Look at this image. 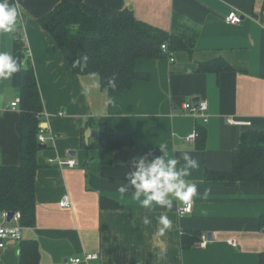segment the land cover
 I'll return each mask as SVG.
<instances>
[{"label":"crops","instance_id":"crops-1","mask_svg":"<svg viewBox=\"0 0 264 264\" xmlns=\"http://www.w3.org/2000/svg\"><path fill=\"white\" fill-rule=\"evenodd\" d=\"M61 1L18 0L16 29L0 34V51L9 52L19 65L11 78L0 79V166L20 164L21 114L11 104L18 98L22 49L32 58L44 102L43 120L48 137L54 136L39 158L36 224L23 230L24 240L38 242L40 264H69L88 254L99 259L81 264H260L264 188L256 183L210 181L205 173L231 171L240 135L248 129L264 130L263 1L83 0L102 14L129 8L155 28L173 33L185 26L198 36L193 52L176 53L174 63L166 56L139 60L136 68L149 80L109 94L101 92L99 79L77 78L37 23ZM234 11L243 21L229 25L226 20ZM218 59L232 70L198 71L201 63ZM199 100L209 104L207 123L181 113L182 104ZM92 118L102 119L112 133L133 137V147L117 150L111 165L100 163L98 150L81 147L82 130L94 131L87 125ZM229 118L250 122L251 127L231 125ZM195 128L201 138L189 144L186 137ZM72 152L77 155L71 156ZM185 152L199 162L186 180L197 184L199 193L207 192L193 198L190 215H179L186 206L182 203L174 201L170 211L159 206L149 210L132 198L133 189L123 197L118 192L135 160L152 161L166 153L180 157L183 164ZM72 158L77 161L74 168L56 165ZM67 195L71 207L61 208L59 203ZM160 215L172 221L163 236L157 235ZM183 230L212 234L213 240L205 248L185 250ZM0 264H19L18 243L0 248Z\"/></svg>","mask_w":264,"mask_h":264},{"label":"trees","instance_id":"trees-1","mask_svg":"<svg viewBox=\"0 0 264 264\" xmlns=\"http://www.w3.org/2000/svg\"><path fill=\"white\" fill-rule=\"evenodd\" d=\"M37 23L51 36L72 73L79 79H99L100 90L104 94L125 92L137 81H148V74L136 68L139 60L167 57L162 49L165 44L175 55L178 52L192 53L198 37L185 26L173 33L155 28L137 19L129 8L102 14L83 0H62ZM22 46H25L24 43ZM23 50L17 88L21 114L20 164L0 166V214L5 211L20 212V224L27 229L34 227L37 219L36 179L43 151L38 134L39 124L44 121V102L32 58ZM230 70L231 66L223 59L201 63L198 69L201 73L218 74ZM112 77H115V89L108 84ZM87 125L97 132V136L93 143L87 144L83 129L81 147L98 150L102 165L113 164L117 150L133 147L131 135L112 133L108 124L100 118L90 119ZM205 178L220 182L256 183L264 188V130L244 131L238 148L233 152L232 170L206 171ZM260 227L264 229V216L260 218ZM202 236L201 231L183 230L182 248L198 247ZM18 244L19 264H40L41 250L37 241L22 239ZM82 260L86 262L85 258ZM260 264H264V253Z\"/></svg>","mask_w":264,"mask_h":264},{"label":"clouds","instance_id":"clouds-1","mask_svg":"<svg viewBox=\"0 0 264 264\" xmlns=\"http://www.w3.org/2000/svg\"><path fill=\"white\" fill-rule=\"evenodd\" d=\"M20 11L18 0H0V34L10 33L17 27ZM19 71L16 59L7 51H0V79H9ZM108 84L111 88H116L115 77H112ZM180 157H171L166 153L161 157H156L149 161L146 157H141L134 161L133 170L129 171L124 183L118 188L121 196L131 192L132 198L144 209H152L154 206L171 210L174 201L184 205H190L193 198L201 194L195 183H190L186 177L199 167L197 159L187 152ZM178 165H180L178 167ZM144 224H148L147 217ZM157 235L163 236L172 226V221L167 215L158 217Z\"/></svg>","mask_w":264,"mask_h":264},{"label":"built area","instance_id":"built-area-1","mask_svg":"<svg viewBox=\"0 0 264 264\" xmlns=\"http://www.w3.org/2000/svg\"><path fill=\"white\" fill-rule=\"evenodd\" d=\"M243 19L242 17L236 12H232L229 17L227 18L226 22L229 25H236L242 23ZM19 41H23V39L19 36ZM163 52L167 55L169 58V61L171 63L175 62V53L169 52L168 46L165 44L162 46ZM20 104V99H17L14 103L11 104L12 109H18ZM209 104L207 101H201L198 102L190 101L185 102L181 105V113L184 116L192 117L195 119L202 118L204 123H207L209 121ZM60 116L63 114L60 113ZM228 123L235 126L240 127H251V123L247 121H238L235 118H229ZM199 138V132L198 129L195 128L192 133H190L186 137V141L189 144H196L197 140ZM38 141L41 146H47L51 141H54V136L48 137V125L45 121H41L39 124V134H38ZM50 164H55L53 160L49 161ZM56 165L59 167H70L74 168L77 166V161L72 159H68L66 161H57ZM59 206L61 208H70L71 207V199L67 195L65 196L59 203ZM193 212V203L190 205H186L183 208L179 209V215L180 216H187L190 215ZM9 212H2L0 214V248L3 249L9 244L10 242L14 241L15 243L20 242L23 239V230L24 228L21 226V213L16 212L14 214V217L11 222L8 221L9 218ZM208 236L206 234H203L202 241L197 244L199 248H205L208 245ZM232 244H235L233 242ZM99 256L96 254H88L85 256V261H91V260H98ZM83 262L82 259H71L69 261V264H81Z\"/></svg>","mask_w":264,"mask_h":264},{"label":"water","instance_id":"water-1","mask_svg":"<svg viewBox=\"0 0 264 264\" xmlns=\"http://www.w3.org/2000/svg\"><path fill=\"white\" fill-rule=\"evenodd\" d=\"M97 136V132L96 131H92L91 129H88L87 132L85 133V140H86V143L89 144V140L91 137H96ZM46 148V146H40V149L41 150H44ZM42 154V153H40ZM71 156L75 157L77 155L76 152H72L70 153ZM14 212H9V218H8V221L11 222L13 217H14ZM208 240L209 241H212L213 240V236L212 234H209L208 235ZM11 244H16L14 241L10 242Z\"/></svg>","mask_w":264,"mask_h":264}]
</instances>
